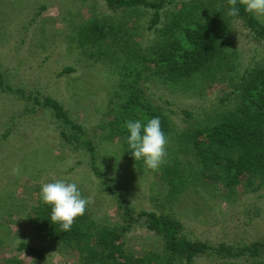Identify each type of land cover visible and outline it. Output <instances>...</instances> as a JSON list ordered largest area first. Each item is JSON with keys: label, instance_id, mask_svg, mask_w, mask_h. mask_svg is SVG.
<instances>
[{"label": "rangeland", "instance_id": "374dc122", "mask_svg": "<svg viewBox=\"0 0 264 264\" xmlns=\"http://www.w3.org/2000/svg\"><path fill=\"white\" fill-rule=\"evenodd\" d=\"M195 1L201 0L165 1L160 8L161 21L152 29L148 25L154 9L139 6L128 25L134 33L133 39L142 49L157 45L163 35L162 27L169 20L165 12ZM227 10L228 6L222 12L227 14ZM126 15L111 10L106 0H0L1 79L5 85L23 91L8 92L0 88V206L9 201L4 209L15 212L21 208L19 214L0 217V227L6 236L0 245V261L19 257L25 264H80L77 251L54 246L25 219V205L34 204L39 198L37 189L54 178L76 182L83 195L91 199L89 207L101 224L124 221L117 211L122 199L138 208L140 204L146 210L158 207L157 193L163 191L159 183L161 169L155 173L140 165L131 171L134 160L120 159L116 144L102 137L105 130L100 122L108 118L107 109L116 100L115 92L119 88L115 80L120 76L111 75V69L102 60L91 57L90 49L81 47L77 41L78 31L92 19L104 23L112 18L117 22ZM199 16L201 11L195 18ZM224 37L225 51L230 55L234 71L226 73L227 79H223L218 76L219 70L217 78L221 81L202 94H191L180 85L164 83L159 76L141 71L138 82L144 94L154 108L168 116L176 135L185 126L195 124L198 116L206 119L215 113L223 104V96H227L224 108L236 106L241 93L240 77L247 75V70L264 67V38H255V32L243 20L236 18L224 31ZM104 50L117 58V44L111 50ZM115 62L122 66L121 62ZM68 67L73 69L67 71ZM30 95L34 99L38 95L59 99L71 117L81 123L86 133L83 138L92 139L99 155L97 166L104 175H99L89 164L87 148L76 145V140L64 141L60 135L64 128L68 133L75 130L62 126L49 107L29 99ZM185 109L192 110L193 116L188 117ZM175 148L169 142L166 157ZM15 168H19L18 174L13 172ZM201 187V194L194 193L182 203L165 201L160 212L174 210L184 222V232L193 240L245 245L264 239L263 188L255 191L253 185L240 184L232 200L226 201L216 196L211 186ZM194 195L200 196L199 202L209 203L197 206ZM4 233L0 232V236ZM23 240L39 248L44 258H33L18 250L17 245ZM126 241L133 253L160 247L155 233L141 222L132 228ZM219 261H222L219 257H201L193 264Z\"/></svg>", "mask_w": 264, "mask_h": 264}, {"label": "trees", "instance_id": "16d2710c", "mask_svg": "<svg viewBox=\"0 0 264 264\" xmlns=\"http://www.w3.org/2000/svg\"><path fill=\"white\" fill-rule=\"evenodd\" d=\"M106 1L111 10L121 11L129 17L126 15L117 22L111 18L104 23L92 19L78 31L77 41L81 47L90 49L91 57L102 60L111 69V75L120 76L115 80L119 88L118 93L115 92L116 100L107 109L108 118L100 122V127L105 130L102 134L104 140L116 144L120 159L134 160L135 167H131V171L144 164L142 160H135L128 147L127 120L146 121L160 117L168 143L173 142L176 147L158 168L162 172L159 183L163 187L161 194L157 193L158 207L146 210L140 204L138 208L122 199L117 211L124 221L109 225L97 222L88 205L85 214L75 219L71 231L63 232L58 224L50 221L51 207L41 202L40 189H37L39 198L31 206L25 205V219L38 235L54 246L77 251L80 264H193L201 257H219L222 261L218 264H264V239L245 245L193 240L184 232V222L174 210L160 212L165 201L182 203L194 193L201 194V186H211L216 196L226 201L232 200L240 184L253 185L255 191L264 189V67L247 70V75L240 77L238 87L241 93L236 106L224 108L227 96H223V104L216 108L215 113L206 119L198 116L195 124L185 126L177 135L168 116L151 105L138 82L142 78L141 71H147L159 76L164 83L180 85L191 94H202L216 81H221L217 78L219 70L221 73L218 76L223 79H227L226 73L234 71L230 55L225 51L224 31L238 18L255 32V38L259 40L264 38V20L248 14L240 2L237 17L222 12L226 6L229 8V0L190 2L165 12L169 20L162 27V37L157 45L142 49L140 43L133 39V31L128 28L135 10L139 6L154 9L148 25L152 29L161 21L160 8L167 0ZM200 11L201 16L195 18ZM136 22L135 19L134 24ZM116 44L117 58H114L104 49L111 50ZM116 60L122 66L116 65ZM140 65H143L142 69ZM65 69L69 71L73 68ZM214 69H218L217 72ZM0 88L8 92H23L5 85L1 75ZM28 98L49 107L62 126L75 130L68 133L64 128L60 135L64 141L76 140V145L82 144L87 148L90 151L89 164L99 175H104L97 166L99 155L92 139L83 138L86 133L81 123L71 117L59 99L49 95H38L35 99L30 95ZM192 112L185 109L188 117L193 116ZM158 169L154 172L157 173ZM193 201L197 206L209 203L199 202V195H194ZM5 204L0 206V217L20 213L21 208L15 212L4 209ZM140 222L158 237L159 248H143L138 253L127 248L126 238ZM0 232L4 233L1 227ZM5 239L4 233L0 236V245ZM17 249L30 257L44 258L39 248L25 240L19 242ZM0 264H25V261L12 257L3 259Z\"/></svg>", "mask_w": 264, "mask_h": 264}, {"label": "clouds", "instance_id": "9594fccd", "mask_svg": "<svg viewBox=\"0 0 264 264\" xmlns=\"http://www.w3.org/2000/svg\"><path fill=\"white\" fill-rule=\"evenodd\" d=\"M238 2L244 10L256 17H264V0H229L227 14L237 17L240 14ZM127 144L136 161L142 160L145 167L157 170L167 155L168 137L163 130L160 117L146 121L127 120ZM18 174L19 168L13 169ZM41 202L51 207L50 221L58 224L63 232H69L78 216L85 214L91 199L83 195L79 185L68 179L54 178L51 182L41 184Z\"/></svg>", "mask_w": 264, "mask_h": 264}]
</instances>
